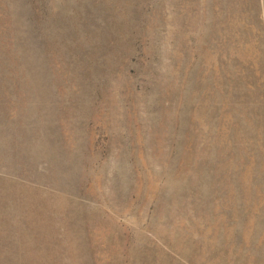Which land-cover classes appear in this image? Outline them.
Returning a JSON list of instances; mask_svg holds the SVG:
<instances>
[{"label":"rangeland","instance_id":"1","mask_svg":"<svg viewBox=\"0 0 264 264\" xmlns=\"http://www.w3.org/2000/svg\"><path fill=\"white\" fill-rule=\"evenodd\" d=\"M0 264H264V0H0Z\"/></svg>","mask_w":264,"mask_h":264}]
</instances>
